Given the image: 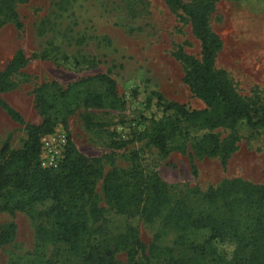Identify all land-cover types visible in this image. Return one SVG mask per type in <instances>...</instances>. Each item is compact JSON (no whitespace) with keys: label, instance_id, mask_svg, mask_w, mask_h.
I'll use <instances>...</instances> for the list:
<instances>
[{"label":"rangeland","instance_id":"obj_1","mask_svg":"<svg viewBox=\"0 0 264 264\" xmlns=\"http://www.w3.org/2000/svg\"><path fill=\"white\" fill-rule=\"evenodd\" d=\"M17 11L21 28L12 21L0 27V69L18 48L31 60L18 77L19 85L1 95L22 113L26 122L42 121L33 89L47 81L56 80L66 86L82 77L110 71L126 101L123 110L80 107L66 125L58 124L51 134L59 135L58 138L64 135L66 139L58 146L59 161L64 157L68 139L88 156H105V173L113 165L128 169L131 153L138 151L142 167L157 172L174 195L186 199L197 212L209 206L194 195L192 190L196 187L206 191L222 179L233 177L264 184V127L239 124L238 148L228 163L224 166L217 155L197 156L196 175L187 153L173 151L163 157L142 139H135L121 149L112 146L113 139H131L162 117L156 97L151 105L147 104L152 91L192 108L204 106L184 82V67L173 54L179 46L198 57L201 53L200 41L181 12L173 11L163 0H31L18 4ZM211 26L223 41L217 67L228 72L241 94L264 100V0H217ZM34 54L37 58H32ZM42 55L45 56L41 58ZM84 56L96 57L100 63L90 67ZM76 57L84 62L76 64ZM84 114L88 119L83 118ZM219 131L222 136L230 133V129ZM26 137L25 125L12 120L0 107V152L7 145L21 147ZM102 186L100 178L96 193L100 205L108 208ZM50 206L51 201H47L29 210L7 211L0 203V228L5 222L17 224L14 240L0 248V264L79 263L65 245L39 240L38 226L47 223L41 212ZM170 209L171 206L166 207L152 222L127 218L108 209L104 225L115 235L123 233L129 225L136 226L147 251H151L147 252L151 261L158 262L169 254L168 249L177 255L189 253L177 243L176 228L165 223ZM211 210L219 215L232 213L231 210L227 213L222 203ZM203 239L204 233L199 232L189 237V241ZM234 247L231 242L221 245L228 254ZM142 260L141 264H148L144 257ZM115 264H127L125 251L115 254Z\"/></svg>","mask_w":264,"mask_h":264},{"label":"trees","instance_id":"obj_2","mask_svg":"<svg viewBox=\"0 0 264 264\" xmlns=\"http://www.w3.org/2000/svg\"><path fill=\"white\" fill-rule=\"evenodd\" d=\"M31 0H0V27L9 21L22 27L18 4ZM58 1V0H52ZM176 12H181L200 41L201 53L196 56L182 46L173 54L185 70L184 82L204 106L189 107L186 103L169 100L161 92L152 91L147 98L163 115L152 121L149 128L135 133L131 139H113L112 146L121 149L135 139L146 140L166 157L173 151L189 154L192 170L197 174V156H219L225 166L237 150L241 123L264 127V100L239 92L228 72L217 67V58L223 47L221 37L211 26V15L217 0H163ZM42 55L41 58H43ZM32 58H37L34 54ZM90 67L100 60L83 57ZM22 48H18L4 68L0 69V107L17 123L25 125L27 134L22 146H5L0 152V203L3 210H29L37 203L51 201L41 215L47 223L38 226L40 241L65 245L68 253L77 258V264H115V254L125 251L127 264H264V184L242 177L224 178L206 191L196 187L195 196L209 209L196 211L186 199L176 197L171 186L157 172L146 171L138 151L131 153L128 169L113 165L104 172L105 156H88L80 152L71 139L64 157L56 168L41 164L42 139L55 131L58 124H67L69 117L80 107L123 110L126 101L119 94L116 80L110 71L82 77L61 85L52 80L33 89L34 103L42 118L40 123L26 122L24 116L1 94L19 85L18 77L30 62ZM76 64L83 63L74 58ZM84 119L88 116L84 114ZM219 129H230L222 136ZM202 132L199 136L198 133ZM191 146L192 150H189ZM114 164V163H113ZM103 179V191L108 208L100 205L96 193L97 181ZM223 204L230 215H219L211 210ZM171 206L165 223L178 231L177 243L188 254L168 255L152 262L147 245L138 228L129 225L123 233L112 234L107 226L106 210L127 218L152 222ZM204 233L202 241H189L195 233ZM17 234L15 222H5L0 228V248L11 243ZM231 242L233 252H223L221 245ZM148 252V253H147Z\"/></svg>","mask_w":264,"mask_h":264},{"label":"built area","instance_id":"obj_3","mask_svg":"<svg viewBox=\"0 0 264 264\" xmlns=\"http://www.w3.org/2000/svg\"><path fill=\"white\" fill-rule=\"evenodd\" d=\"M59 135L48 134L42 139V154L41 164L43 167L56 168L60 161L58 158L59 149L58 146L63 144L66 139L64 135L58 138Z\"/></svg>","mask_w":264,"mask_h":264}]
</instances>
